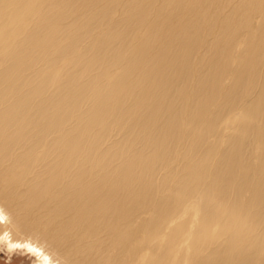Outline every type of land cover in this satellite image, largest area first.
Masks as SVG:
<instances>
[{
	"label": "bare ground",
	"instance_id": "obj_1",
	"mask_svg": "<svg viewBox=\"0 0 264 264\" xmlns=\"http://www.w3.org/2000/svg\"><path fill=\"white\" fill-rule=\"evenodd\" d=\"M0 241L264 264V0H0Z\"/></svg>",
	"mask_w": 264,
	"mask_h": 264
},
{
	"label": "rangeland",
	"instance_id": "obj_2",
	"mask_svg": "<svg viewBox=\"0 0 264 264\" xmlns=\"http://www.w3.org/2000/svg\"><path fill=\"white\" fill-rule=\"evenodd\" d=\"M0 264H40L39 256L25 247L9 248L0 241Z\"/></svg>",
	"mask_w": 264,
	"mask_h": 264
}]
</instances>
